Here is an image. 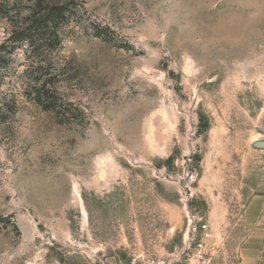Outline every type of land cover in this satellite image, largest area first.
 Masks as SVG:
<instances>
[{"label": "rangeland", "instance_id": "rangeland-1", "mask_svg": "<svg viewBox=\"0 0 264 264\" xmlns=\"http://www.w3.org/2000/svg\"><path fill=\"white\" fill-rule=\"evenodd\" d=\"M75 4L56 85L83 116L59 122L17 90L0 264H195L184 249L199 241L215 264H246L264 202V0Z\"/></svg>", "mask_w": 264, "mask_h": 264}, {"label": "trees", "instance_id": "trees-1", "mask_svg": "<svg viewBox=\"0 0 264 264\" xmlns=\"http://www.w3.org/2000/svg\"><path fill=\"white\" fill-rule=\"evenodd\" d=\"M77 11L75 0H0V22L5 25V38L0 41L1 78L12 69L14 53L23 46L26 49L25 68L17 76L19 83L0 90V142L13 134L18 89L43 109L52 111L59 122L83 116L79 107L64 100L56 85L68 70L60 55L61 29L73 22Z\"/></svg>", "mask_w": 264, "mask_h": 264}, {"label": "crops", "instance_id": "crops-1", "mask_svg": "<svg viewBox=\"0 0 264 264\" xmlns=\"http://www.w3.org/2000/svg\"><path fill=\"white\" fill-rule=\"evenodd\" d=\"M255 208H257L256 201L250 202L248 209L252 211ZM258 209H260L256 216L258 221L251 224L246 244L244 256L246 264H264V202ZM257 240H260V243L257 244Z\"/></svg>", "mask_w": 264, "mask_h": 264}, {"label": "built area", "instance_id": "built-area-1", "mask_svg": "<svg viewBox=\"0 0 264 264\" xmlns=\"http://www.w3.org/2000/svg\"><path fill=\"white\" fill-rule=\"evenodd\" d=\"M191 243L188 244L186 250L187 254L191 251V254L189 255L188 259L192 255V259H195V264H215L212 261V257H210L209 253H207V250L202 243V241H199L195 244V247L193 249L190 248ZM190 260V259H189ZM129 264H169L167 258L164 257H154L150 255H133L131 259L129 260Z\"/></svg>", "mask_w": 264, "mask_h": 264}]
</instances>
